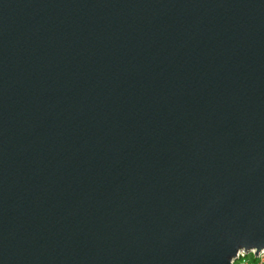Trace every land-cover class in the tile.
Masks as SVG:
<instances>
[{"label":"water","instance_id":"obj_1","mask_svg":"<svg viewBox=\"0 0 264 264\" xmlns=\"http://www.w3.org/2000/svg\"><path fill=\"white\" fill-rule=\"evenodd\" d=\"M243 249H264V0H0V264Z\"/></svg>","mask_w":264,"mask_h":264},{"label":"built area","instance_id":"obj_2","mask_svg":"<svg viewBox=\"0 0 264 264\" xmlns=\"http://www.w3.org/2000/svg\"><path fill=\"white\" fill-rule=\"evenodd\" d=\"M232 264H264V249L260 250H240L236 257L233 258Z\"/></svg>","mask_w":264,"mask_h":264}]
</instances>
